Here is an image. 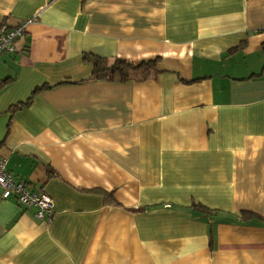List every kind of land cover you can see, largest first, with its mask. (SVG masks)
I'll return each mask as SVG.
<instances>
[{
  "label": "crops",
  "instance_id": "0c3cea01",
  "mask_svg": "<svg viewBox=\"0 0 264 264\" xmlns=\"http://www.w3.org/2000/svg\"><path fill=\"white\" fill-rule=\"evenodd\" d=\"M0 264H264V0H0ZM155 60L92 76L86 56Z\"/></svg>",
  "mask_w": 264,
  "mask_h": 264
},
{
  "label": "built area",
  "instance_id": "2783aa9c",
  "mask_svg": "<svg viewBox=\"0 0 264 264\" xmlns=\"http://www.w3.org/2000/svg\"><path fill=\"white\" fill-rule=\"evenodd\" d=\"M26 22L9 27L0 25V54L15 50L16 41L25 32ZM0 189L1 197L14 196L25 209L35 207L34 216L38 219L51 215L53 202L50 196L40 189L32 190L23 180H17L6 168V158L0 157Z\"/></svg>",
  "mask_w": 264,
  "mask_h": 264
},
{
  "label": "trees",
  "instance_id": "16d2710c",
  "mask_svg": "<svg viewBox=\"0 0 264 264\" xmlns=\"http://www.w3.org/2000/svg\"><path fill=\"white\" fill-rule=\"evenodd\" d=\"M86 58L93 65V77L119 82L147 78L153 71L156 62L155 60H146L134 64L126 59L116 58L108 64L105 58L97 55L86 56Z\"/></svg>",
  "mask_w": 264,
  "mask_h": 264
}]
</instances>
